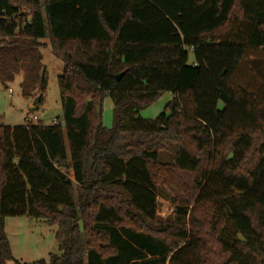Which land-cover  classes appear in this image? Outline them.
Returning a JSON list of instances; mask_svg holds the SVG:
<instances>
[{
  "label": "trees",
  "instance_id": "trees-1",
  "mask_svg": "<svg viewBox=\"0 0 264 264\" xmlns=\"http://www.w3.org/2000/svg\"><path fill=\"white\" fill-rule=\"evenodd\" d=\"M45 39L62 122L0 126V264L22 216L59 251L28 264H264V0H0V82L35 106Z\"/></svg>",
  "mask_w": 264,
  "mask_h": 264
},
{
  "label": "rangeland",
  "instance_id": "rangeland-1",
  "mask_svg": "<svg viewBox=\"0 0 264 264\" xmlns=\"http://www.w3.org/2000/svg\"><path fill=\"white\" fill-rule=\"evenodd\" d=\"M22 12H26L22 11ZM44 47L41 48V64L43 65L46 76L47 86L42 94V102L35 106V101L39 98L37 92L31 97H23L21 94L20 83L22 73L15 75L11 82L3 85L0 82V126H23L25 118L32 119L37 116L39 119L32 124H42L49 126L55 122H62V108L59 98V89L57 78L61 75L63 64L56 59L52 52L49 40H41ZM194 61L193 55L188 53V65ZM9 90L12 92L10 93ZM173 96L171 93H162L149 106L139 111L138 116L144 120H153L162 113L166 105L171 102ZM37 107L32 110V107ZM222 107V104H219ZM102 124L105 128H111L113 124V104L109 97L102 100L101 104ZM173 147L162 154L163 159L168 162V154H171ZM71 175V173H70ZM175 206L170 202L165 190L157 197V216L162 221L171 215ZM56 228L48 226L45 222L34 220L26 216L6 218L4 233L8 241V251L10 257L21 263H33L44 260L48 262L51 254H59L57 241L55 238ZM11 258L1 257L2 264H16Z\"/></svg>",
  "mask_w": 264,
  "mask_h": 264
},
{
  "label": "built area",
  "instance_id": "built-area-1",
  "mask_svg": "<svg viewBox=\"0 0 264 264\" xmlns=\"http://www.w3.org/2000/svg\"><path fill=\"white\" fill-rule=\"evenodd\" d=\"M9 92L11 93L12 91L9 90ZM24 121H25L24 124H32L33 121H34V122H37V121H38V118L35 117V116H34L32 119L26 117ZM56 123H57V122H55L54 124H56Z\"/></svg>",
  "mask_w": 264,
  "mask_h": 264
},
{
  "label": "crops",
  "instance_id": "crops-1",
  "mask_svg": "<svg viewBox=\"0 0 264 264\" xmlns=\"http://www.w3.org/2000/svg\"><path fill=\"white\" fill-rule=\"evenodd\" d=\"M37 109V107H32V110H36ZM35 117H37V116H35ZM38 118V117H37ZM39 119V118H38ZM40 120V119H39Z\"/></svg>",
  "mask_w": 264,
  "mask_h": 264
},
{
  "label": "water",
  "instance_id": "water-1",
  "mask_svg": "<svg viewBox=\"0 0 264 264\" xmlns=\"http://www.w3.org/2000/svg\"><path fill=\"white\" fill-rule=\"evenodd\" d=\"M121 75H122V74L118 75V76H117V79H120ZM39 98H40V96H39ZM39 98H38V99H39Z\"/></svg>",
  "mask_w": 264,
  "mask_h": 264
}]
</instances>
